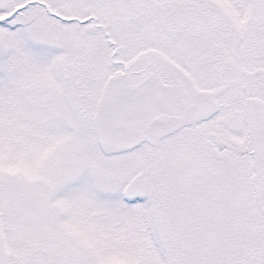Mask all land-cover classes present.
Masks as SVG:
<instances>
[{
    "label": "snow or ice",
    "instance_id": "obj_1",
    "mask_svg": "<svg viewBox=\"0 0 264 264\" xmlns=\"http://www.w3.org/2000/svg\"><path fill=\"white\" fill-rule=\"evenodd\" d=\"M0 264H264V0H0Z\"/></svg>",
    "mask_w": 264,
    "mask_h": 264
}]
</instances>
